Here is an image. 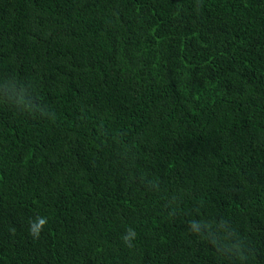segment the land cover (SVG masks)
Masks as SVG:
<instances>
[{
	"label": "trees",
	"instance_id": "16d2710c",
	"mask_svg": "<svg viewBox=\"0 0 264 264\" xmlns=\"http://www.w3.org/2000/svg\"><path fill=\"white\" fill-rule=\"evenodd\" d=\"M0 264H264V0H0Z\"/></svg>",
	"mask_w": 264,
	"mask_h": 264
},
{
	"label": "clouds",
	"instance_id": "9594fccd",
	"mask_svg": "<svg viewBox=\"0 0 264 264\" xmlns=\"http://www.w3.org/2000/svg\"><path fill=\"white\" fill-rule=\"evenodd\" d=\"M203 223H204L203 221H197L193 219L189 222V230L193 232V234L204 236L209 226L204 225V228H202L201 225ZM46 224H47L46 217H38L36 220L31 221L29 223V235L33 239L39 240L41 236V232ZM136 237H137V233L135 232V230L129 228L126 230V233L123 235L122 241L126 247L132 248L134 247L133 241L136 239Z\"/></svg>",
	"mask_w": 264,
	"mask_h": 264
}]
</instances>
